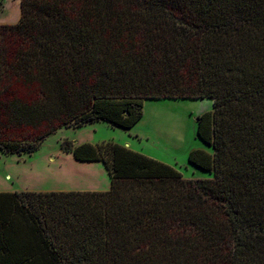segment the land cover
<instances>
[{
  "label": "trees",
  "instance_id": "trees-1",
  "mask_svg": "<svg viewBox=\"0 0 264 264\" xmlns=\"http://www.w3.org/2000/svg\"><path fill=\"white\" fill-rule=\"evenodd\" d=\"M1 6V2H0ZM211 99L190 179L115 141L63 142L109 190L0 191V264H264V0H21L0 24V149L32 153L147 99Z\"/></svg>",
  "mask_w": 264,
  "mask_h": 264
},
{
  "label": "rangeland",
  "instance_id": "rangeland-1",
  "mask_svg": "<svg viewBox=\"0 0 264 264\" xmlns=\"http://www.w3.org/2000/svg\"><path fill=\"white\" fill-rule=\"evenodd\" d=\"M0 24L16 23L21 0H0ZM213 110L211 99H147L141 119L129 129L97 121L82 127L61 128L48 136L32 153L9 154L0 149V191L109 190L111 178L103 162L78 161L63 148L65 140L115 141L168 163L186 178L213 174L189 161L193 149L213 151L197 134L198 116ZM101 164V165H100Z\"/></svg>",
  "mask_w": 264,
  "mask_h": 264
},
{
  "label": "crops",
  "instance_id": "crops-1",
  "mask_svg": "<svg viewBox=\"0 0 264 264\" xmlns=\"http://www.w3.org/2000/svg\"><path fill=\"white\" fill-rule=\"evenodd\" d=\"M212 152H213V151H211V153H212ZM91 163H94L93 166H94V165H99V164H96V163H98V161H93V162H91ZM100 165H101V164H100Z\"/></svg>",
  "mask_w": 264,
  "mask_h": 264
}]
</instances>
